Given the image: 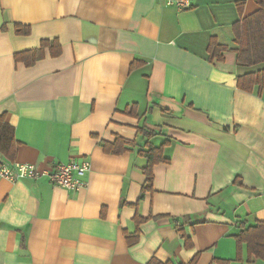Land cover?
Wrapping results in <instances>:
<instances>
[{
  "label": "crops",
  "instance_id": "crops-1",
  "mask_svg": "<svg viewBox=\"0 0 264 264\" xmlns=\"http://www.w3.org/2000/svg\"><path fill=\"white\" fill-rule=\"evenodd\" d=\"M168 1L0 0V116L13 129L12 163L91 166L76 192L0 181V264H264L236 242L264 222V87L238 89L264 63L237 66L232 27L259 7L191 0L180 11ZM212 40L227 48L219 64L208 60ZM44 41L60 55L49 45L31 67L15 61ZM117 139L129 149L104 152ZM150 147L169 163L153 167L143 195L140 153Z\"/></svg>",
  "mask_w": 264,
  "mask_h": 264
},
{
  "label": "trees",
  "instance_id": "trees-1",
  "mask_svg": "<svg viewBox=\"0 0 264 264\" xmlns=\"http://www.w3.org/2000/svg\"><path fill=\"white\" fill-rule=\"evenodd\" d=\"M259 7L256 13L236 23L233 27L234 43L238 45L236 51L237 66L242 68H254L264 63V0H256ZM243 3L238 4L239 12L242 11ZM15 33L19 36H28L30 34L29 27L20 25L15 26ZM51 46H56V53L52 57L60 55V47L56 41L41 43L38 50L24 52L15 55L16 62H23L26 67L33 66L37 61L44 58V49ZM227 51L226 47L217 45L215 41H211L208 47L209 62L220 63L223 61V53ZM255 86L262 90L264 87V72L258 71L250 73L246 76L238 78V89L243 92H252ZM148 136L153 137V134L146 132ZM130 144L126 141L117 139L112 145L103 144L104 152L112 155H120L129 149ZM16 142L13 137V129L5 121V116H0V153L10 162L15 158ZM140 155L147 160V166L143 169V174L146 177V186L144 187L143 195L146 191H150L152 187V169L155 165L161 163H169L163 157L162 147L149 148ZM136 224L143 222L142 219L136 218ZM138 232L134 235L126 236L127 244L133 246L138 241ZM238 246L246 245L249 257L264 260V222H258L254 227L243 229L236 237ZM197 257L193 258L188 264H196Z\"/></svg>",
  "mask_w": 264,
  "mask_h": 264
},
{
  "label": "built area",
  "instance_id": "built-area-1",
  "mask_svg": "<svg viewBox=\"0 0 264 264\" xmlns=\"http://www.w3.org/2000/svg\"><path fill=\"white\" fill-rule=\"evenodd\" d=\"M191 0H169L168 6L183 11L191 8ZM91 171L88 161H70L56 164L52 171H40L32 164H19L9 162L0 153V181L17 182L22 180H47L50 184L63 190L76 192L87 187V176Z\"/></svg>",
  "mask_w": 264,
  "mask_h": 264
}]
</instances>
